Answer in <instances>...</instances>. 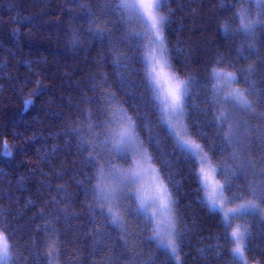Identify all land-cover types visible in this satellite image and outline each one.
<instances>
[{
  "label": "snow or ice",
  "instance_id": "6c2138e0",
  "mask_svg": "<svg viewBox=\"0 0 264 264\" xmlns=\"http://www.w3.org/2000/svg\"><path fill=\"white\" fill-rule=\"evenodd\" d=\"M202 7L199 0L58 5L72 52L98 47L96 71L79 86L75 116L62 131L49 133L52 143L41 155L49 164L61 144L69 150L74 144L72 167L40 169L46 178L36 190L41 199L26 201L38 208L33 220L43 223L33 228L43 240L25 239L16 216L0 206V264H62L65 255L67 264H186L190 229L180 215L174 170L180 160L195 179L198 202L219 217L221 231L198 249L199 259L213 264L211 254L215 264H264V0L208 5L225 43L201 78L187 65L177 66L173 52L184 53L186 42L178 38L173 49L169 36L180 13L193 17ZM48 15L44 11L39 19ZM36 19L18 15L13 22L34 25ZM35 76L25 111L42 94V74ZM9 135L14 140L20 134L0 132V156L12 160L17 145ZM69 172L76 189L65 179ZM25 179L19 177L18 189ZM45 190L48 199L42 198ZM4 195L11 199L13 193ZM81 220L86 227L77 224L75 252L62 251L69 226ZM143 234L151 245L147 256L137 251Z\"/></svg>",
  "mask_w": 264,
  "mask_h": 264
},
{
  "label": "trees",
  "instance_id": "16d2710c",
  "mask_svg": "<svg viewBox=\"0 0 264 264\" xmlns=\"http://www.w3.org/2000/svg\"><path fill=\"white\" fill-rule=\"evenodd\" d=\"M63 2L64 0H0V132L7 131L10 134L15 130L20 134L14 140L9 135V142L17 145L14 159L8 160L0 156V169L4 172V175H0V206L16 216V225L23 228L25 239L33 235L43 240V233H36L33 228L35 223H43L38 219L33 220L38 208L27 207L26 201L31 198L39 202L41 199L36 190L46 178L41 176L40 169L51 173L54 164L63 165L67 169L72 167V161L75 159L74 144L71 150L61 144V151L49 164L41 162V155L52 143L49 133L62 131L65 121L75 116L73 106L79 99V86L87 81L90 73L96 71L95 61L99 53L97 46L89 48L88 45H84L85 51L72 52L67 37L62 33L63 17L57 19V7ZM199 2L204 7L198 8L193 17L183 13L177 16V24L173 26L169 41L173 49L177 47L178 38L186 42L183 45L184 53L173 52L174 62L178 67L187 65L186 70L191 75L202 78L206 75L205 63H211L217 50L224 51L222 45L225 41L217 32L218 25L211 19L213 11L208 5L214 0ZM44 11L49 12V15L39 19ZM18 15L20 20L25 17L37 19L34 25L14 23L13 20ZM180 23H183V29H180ZM15 29L19 30L18 38L13 37ZM188 52H191V56H188ZM104 70L111 74L110 66ZM37 71L42 74V94L36 97L34 104L25 111L23 99L35 86ZM119 95L122 100L126 98L123 93ZM205 131L211 134L210 128ZM174 170L175 181L180 182V215L190 229L187 241L191 246L184 249L188 254L186 264H206L199 259L198 249L214 243L210 237L221 231L219 217L210 214L198 202L197 186L188 166L180 160L174 164ZM20 176H25L26 179L18 189L17 181ZM53 178L51 175L47 177ZM65 179L72 189H76L70 172ZM8 191L13 193L11 199L4 195ZM42 198H50L46 190ZM80 199H83L82 195ZM77 224L86 227L83 220L73 222L67 231L69 243L62 251L75 252L71 241ZM130 227L135 231V222ZM143 235L145 242L138 244L137 251L147 256L151 245L146 240V234ZM81 241L86 243L83 237ZM116 255H119V250ZM209 255L215 264L214 258ZM68 259L69 256L66 255L60 257L62 264H67ZM40 264H43V261Z\"/></svg>",
  "mask_w": 264,
  "mask_h": 264
}]
</instances>
